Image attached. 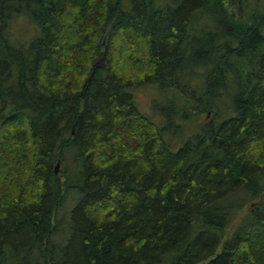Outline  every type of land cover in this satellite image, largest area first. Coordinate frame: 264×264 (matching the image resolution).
<instances>
[{
	"label": "trees",
	"instance_id": "1",
	"mask_svg": "<svg viewBox=\"0 0 264 264\" xmlns=\"http://www.w3.org/2000/svg\"><path fill=\"white\" fill-rule=\"evenodd\" d=\"M200 67L183 116L212 117L173 150L133 88L181 94ZM0 264H264V8L0 0Z\"/></svg>",
	"mask_w": 264,
	"mask_h": 264
},
{
	"label": "rangeland",
	"instance_id": "2",
	"mask_svg": "<svg viewBox=\"0 0 264 264\" xmlns=\"http://www.w3.org/2000/svg\"><path fill=\"white\" fill-rule=\"evenodd\" d=\"M159 2L165 3L170 2V0H159ZM249 6L252 9H255L257 6L260 9L264 8V0H249ZM200 22H205L203 17ZM36 35L37 30L28 17L26 18L25 16L20 15L18 17H14L10 21L8 36L16 44H25ZM98 61H100V59ZM198 71L199 78L193 79L194 81H192V86L187 88L186 91L181 94L174 89H164L158 86L133 88V95L137 100L139 108L148 113L154 121L164 129V136L171 144L173 150H177L178 147L189 139L193 133L199 130L200 125L205 120L212 117V113L199 115L193 118L190 117V119H186L183 116L184 112L190 115L193 112H197L204 105L202 97L204 96L203 93L205 92V88L204 81L201 77L204 68L200 67ZM230 90L222 91L220 96L222 109L228 106L230 96L229 93L231 92ZM167 107H170L171 109L173 108L172 117H168L166 115V110L164 108ZM228 108L229 107H227V109ZM227 114V111H222V115ZM60 168L61 165L59 164L57 169L58 172ZM77 198L75 194H70L62 206L58 209L57 220L63 223V226H67L69 224V211L75 205ZM232 229L233 226H230L227 230V234H229ZM58 238H61V236L55 237L56 240H58Z\"/></svg>",
	"mask_w": 264,
	"mask_h": 264
},
{
	"label": "water",
	"instance_id": "3",
	"mask_svg": "<svg viewBox=\"0 0 264 264\" xmlns=\"http://www.w3.org/2000/svg\"><path fill=\"white\" fill-rule=\"evenodd\" d=\"M100 61H98L97 63H99ZM59 165V164H58ZM58 165H57V167H56V171H57V169H58Z\"/></svg>",
	"mask_w": 264,
	"mask_h": 264
}]
</instances>
